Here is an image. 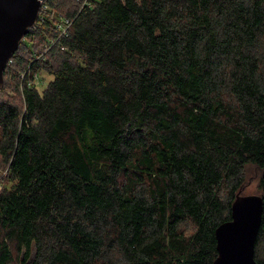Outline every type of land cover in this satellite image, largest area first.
<instances>
[{
    "label": "trees",
    "instance_id": "trees-1",
    "mask_svg": "<svg viewBox=\"0 0 264 264\" xmlns=\"http://www.w3.org/2000/svg\"><path fill=\"white\" fill-rule=\"evenodd\" d=\"M44 1L0 88V264H214L249 170L264 264V0Z\"/></svg>",
    "mask_w": 264,
    "mask_h": 264
},
{
    "label": "water",
    "instance_id": "water-1",
    "mask_svg": "<svg viewBox=\"0 0 264 264\" xmlns=\"http://www.w3.org/2000/svg\"><path fill=\"white\" fill-rule=\"evenodd\" d=\"M42 0H0V88L4 72L20 42L39 17ZM263 199L259 195L237 196L233 220L216 231L218 258L214 264H259L255 245L262 222ZM30 259L27 264H31Z\"/></svg>",
    "mask_w": 264,
    "mask_h": 264
},
{
    "label": "built area",
    "instance_id": "built-area-1",
    "mask_svg": "<svg viewBox=\"0 0 264 264\" xmlns=\"http://www.w3.org/2000/svg\"><path fill=\"white\" fill-rule=\"evenodd\" d=\"M77 1L81 4V9H83L87 4H89V0H77ZM48 9H49L48 5L45 4L44 0H42L39 16L43 18L44 15L48 12ZM72 23H73V20L64 18V17H61L55 20L54 24L56 25L58 29V35H57V38H54L55 40L52 39L50 41V43L46 47L47 48L46 51H48L56 43V41L59 40L58 38H62L63 36L68 35L69 28L71 27ZM39 58L40 56H36L34 60H38ZM9 62H11V59L9 60ZM28 74H29V70H27L26 72H23L21 74V77L26 80ZM27 82H28V85H41L43 83V80L41 79L40 74L38 72H35L33 77L30 80L28 79Z\"/></svg>",
    "mask_w": 264,
    "mask_h": 264
},
{
    "label": "rangeland",
    "instance_id": "rangeland-1",
    "mask_svg": "<svg viewBox=\"0 0 264 264\" xmlns=\"http://www.w3.org/2000/svg\"><path fill=\"white\" fill-rule=\"evenodd\" d=\"M46 50H47V48L45 49V51ZM43 76H44L43 77L44 80L42 78L41 79L43 81H45V83H43L42 85H40V86L43 87V88L41 87L42 89H44L45 88L44 86L47 85L46 83L52 79V76H49V75H43ZM0 97L1 98L11 99V97L8 96L7 93H5L4 91L3 92H0ZM8 171H9L8 170V166H5L2 162H0V191L3 190V187L10 186V182L8 180V177H9V172ZM249 177H250L249 179H251V183L247 187L245 193H246V195H253L254 193L257 192L258 179L255 176V172L253 170H249ZM192 229L193 228L191 226H188L187 231L190 232V231H192ZM27 262L25 264H27Z\"/></svg>",
    "mask_w": 264,
    "mask_h": 264
},
{
    "label": "bare ground",
    "instance_id": "bare-ground-1",
    "mask_svg": "<svg viewBox=\"0 0 264 264\" xmlns=\"http://www.w3.org/2000/svg\"><path fill=\"white\" fill-rule=\"evenodd\" d=\"M91 1V0H90ZM54 38V37H53ZM49 43V42H48ZM46 46V45H45ZM46 49V48H45Z\"/></svg>",
    "mask_w": 264,
    "mask_h": 264
}]
</instances>
